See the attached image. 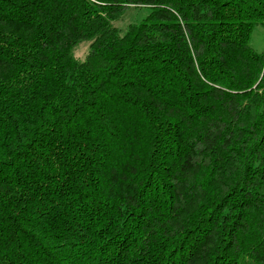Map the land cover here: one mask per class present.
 <instances>
[{"label": "trees", "instance_id": "trees-1", "mask_svg": "<svg viewBox=\"0 0 264 264\" xmlns=\"http://www.w3.org/2000/svg\"><path fill=\"white\" fill-rule=\"evenodd\" d=\"M258 26L264 0H0V264H264Z\"/></svg>", "mask_w": 264, "mask_h": 264}, {"label": "rangeland", "instance_id": "rangeland-1", "mask_svg": "<svg viewBox=\"0 0 264 264\" xmlns=\"http://www.w3.org/2000/svg\"><path fill=\"white\" fill-rule=\"evenodd\" d=\"M150 14V10L146 8H141L138 10L131 9L126 13L122 20L115 23L116 27L120 30L121 34L124 35L127 32L128 26L130 24H137L147 18ZM251 46L253 49L259 53L264 52V27L258 26L255 28L252 34ZM90 53V42H83L78 45L74 51L73 55L79 61H85Z\"/></svg>", "mask_w": 264, "mask_h": 264}]
</instances>
